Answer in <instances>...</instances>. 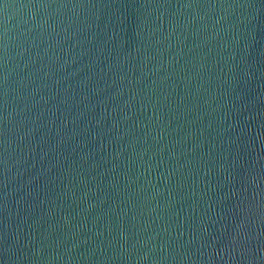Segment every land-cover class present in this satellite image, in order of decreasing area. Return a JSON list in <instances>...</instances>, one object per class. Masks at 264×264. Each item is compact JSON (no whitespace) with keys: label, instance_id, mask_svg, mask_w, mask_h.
Wrapping results in <instances>:
<instances>
[{"label":"water","instance_id":"1","mask_svg":"<svg viewBox=\"0 0 264 264\" xmlns=\"http://www.w3.org/2000/svg\"><path fill=\"white\" fill-rule=\"evenodd\" d=\"M0 264H264V0H0Z\"/></svg>","mask_w":264,"mask_h":264}]
</instances>
